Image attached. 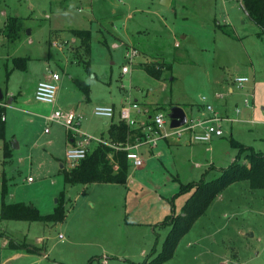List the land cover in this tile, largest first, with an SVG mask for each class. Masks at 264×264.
<instances>
[{
    "label": "rangeland",
    "instance_id": "1",
    "mask_svg": "<svg viewBox=\"0 0 264 264\" xmlns=\"http://www.w3.org/2000/svg\"><path fill=\"white\" fill-rule=\"evenodd\" d=\"M3 10L22 21L15 41L3 33ZM72 29L90 30L89 53L72 38ZM259 32L239 0H171L169 5L1 0L0 90L11 93L5 97L12 98L5 123L14 153L3 165L0 139V202L4 173L5 202L31 203L45 214L64 190L66 216L57 223L0 219V264H141L158 252L169 230L162 222L179 214L193 192L186 184L203 174L216 178L236 158L231 138L264 152V36ZM52 35L60 49L49 45ZM14 57H26L25 68H14ZM155 62L170 66L160 79L144 69ZM125 65L128 73H122ZM49 72L60 75L54 104L34 97L38 81ZM242 74L250 80L242 86L232 82ZM76 79L88 84L87 99ZM217 80L228 81L234 91L227 97L230 113H219L238 119L224 124L221 137L209 144L160 139L149 158L144 154L142 166H129L125 184L64 183L61 164L67 168L69 136L63 125L46 122L53 109H76L81 133L107 139L122 106L137 102L151 115L156 109L168 114L179 105L190 116L192 104L211 103L212 92L222 90ZM99 104H113L114 117L95 115ZM236 107L238 114L232 113ZM17 141L20 147L13 148ZM246 152L240 163L247 162ZM4 235L36 250L4 247ZM162 264H264V189H251L246 180L230 184Z\"/></svg>",
    "mask_w": 264,
    "mask_h": 264
},
{
    "label": "trees",
    "instance_id": "2",
    "mask_svg": "<svg viewBox=\"0 0 264 264\" xmlns=\"http://www.w3.org/2000/svg\"><path fill=\"white\" fill-rule=\"evenodd\" d=\"M240 5L246 15L259 27L260 35L264 36V0H239ZM1 5V0H0ZM23 29L19 15H9L3 28V33L11 41L19 37ZM72 34L79 38L81 46L86 53L90 51L91 32L89 29H72ZM26 57H14V68H25ZM169 64L165 62H155L144 64L145 71L152 77L160 79L163 71L169 69ZM87 70L89 64L86 65ZM7 76L9 71L6 72ZM77 86L88 98L89 86L84 81L75 80ZM0 97V139L2 144V164L12 156V147L6 139L5 104L3 91ZM174 106V105H173ZM159 109H156L157 111ZM154 111V112H155ZM70 134L68 133V136ZM142 135L140 127H129L123 120H112L107 130V140L111 143H124L127 140L133 141L136 136ZM232 145L238 148L236 158L226 167L220 169L219 175L211 180L204 178L186 184V189L193 188L192 194L186 199L179 214L169 215L162 222V225L169 226V230L163 239L161 249L158 252L152 251L147 255L141 264H162L173 257L180 239L192 228L196 220L202 216L211 202L226 189L230 184L246 180L251 189H264V152L255 151L250 146L230 139ZM244 154L247 162H239V157ZM131 166L127 157V151L115 150L105 144H94L86 156L72 168H64L62 165L63 180L65 184H88L95 182L122 183L125 184L128 178V168ZM7 191L6 177L3 173L0 202V219L2 220H24L43 222H62L66 216L65 191L62 190L56 199V205L52 212L41 213L38 208L31 203L5 202L4 197ZM7 238V247L11 250L31 252L36 250L32 244L15 241Z\"/></svg>",
    "mask_w": 264,
    "mask_h": 264
},
{
    "label": "built area",
    "instance_id": "3",
    "mask_svg": "<svg viewBox=\"0 0 264 264\" xmlns=\"http://www.w3.org/2000/svg\"><path fill=\"white\" fill-rule=\"evenodd\" d=\"M240 2V1H239ZM134 53L132 52V55ZM130 68L125 65L122 67V73H128ZM60 75L52 72L49 77L38 81L34 92V97L40 102L54 104L58 91L57 82ZM238 86L250 80L247 75H236L233 78ZM218 96L223 97L222 93ZM206 98L203 97V101ZM244 105H249L248 98L244 99ZM134 110V112H133ZM240 109H234L238 114ZM95 115L113 118L115 114L112 105L99 104L93 108ZM133 112V113H132ZM148 108L140 106L137 102H131L128 106H122L119 112V119L123 120L129 127H140L142 135L136 136L133 141L124 143H111L107 139L90 137L80 132L81 113L73 108H56L45 116L46 122H56L63 125L70 134L65 150V161L67 168L74 167L77 162L83 159L89 149L97 143L105 144L115 150L127 151V157L133 167L137 168L143 165V156L146 150L154 147L160 139H168L176 137L179 140L187 139L188 142H199L209 144L214 137H220L224 134V124L238 120L227 115H222L210 102L204 103V109L200 115L186 114V121L178 127H170V120L166 113L157 110L151 115H147ZM4 118V117H3ZM44 132H49L48 126L44 128ZM81 133L82 136L77 138ZM32 180L31 177L28 178ZM62 236V234H60Z\"/></svg>",
    "mask_w": 264,
    "mask_h": 264
},
{
    "label": "crops",
    "instance_id": "4",
    "mask_svg": "<svg viewBox=\"0 0 264 264\" xmlns=\"http://www.w3.org/2000/svg\"><path fill=\"white\" fill-rule=\"evenodd\" d=\"M171 3V0H168V3L167 4H163V5H169ZM162 4V3H161ZM1 14H2V17L4 18V20H3V25H5V23H6V21H7V17L9 16V15H12V14H9V13H7L6 11H1ZM16 15H18V14H16ZM55 35H52V37H51V39H50V44L49 45H51L52 47L54 46V47H58L55 43H56V40H54V39H56L55 37H54ZM73 37L72 38H76V36H74V35H72ZM58 49H60V47H58ZM48 58H50V55L48 56ZM52 72H49V73H45L44 75H43V77L40 79V80H42V79H44V78H46V77H49L50 76V74H51ZM242 75H246V74H242ZM234 78V77H233ZM39 80V81H40ZM232 82H234V80L232 79ZM220 83L222 84L221 85V87H222V90L221 89H216L215 90V92H212V98H213V101L211 102L213 105H214V107L218 110V111H221V112H223V113H230V105H229V103L227 102V97L228 96H230V95H232L233 94V86L228 82V81H226L225 83H222L221 82V80L220 81H216V84H218V85H220ZM225 85V88H223V86ZM220 87V88H221ZM58 89H59V86H58ZM0 91H2V90H0ZM1 93V92H0ZM219 93H222L223 94V97H221V96H218V94ZM2 94V93H1ZM11 93H9L8 91H6L5 92V94H4V92H3V95H4V104H5V107L7 106V105H9L10 103H11V100H12V98H7V100H6V98L5 97H7V96H9ZM209 102V101H208ZM112 106L114 107V110H115V106L112 104ZM203 109H204V104H201V103H196V104H192L190 107H189V111H190V113H191V115H200V113L203 111ZM232 113H234V110L232 111ZM4 119H5V122H6V120H7V117H6V112H5V115H4ZM221 137V136H220ZM214 138H219V137H214ZM7 139V138H6ZM10 143L12 142V141H10V140H8ZM70 141V139L68 140V142ZM185 141V143L186 144H188V143H191V142H188V140L187 139H185L184 140ZM217 141V140H216ZM68 142H67V144H68ZM13 143H14V141H13ZM197 143H199V142H197ZM67 146V145H66ZM20 147V142L19 141H17L16 142V146L15 147H13V148H19ZM153 148L154 147H152V148H150L149 150H146V152H144V154H145V156H146V158H149L150 156H151V154H152V151H153ZM13 150V149H12ZM13 151H12V156H13ZM12 156L9 158V159H11L12 158ZM8 159V160H9ZM7 160V161H8ZM62 165L63 164H61V167H62ZM139 168V167H138ZM32 181V180H31ZM4 239H3V242H4V247H7V239H6V237L5 236H2ZM15 251H17V250H15ZM18 252H20V251H18ZM16 254H18V253H16ZM43 255H44V253H43ZM45 256V255H44Z\"/></svg>",
    "mask_w": 264,
    "mask_h": 264
},
{
    "label": "water",
    "instance_id": "5",
    "mask_svg": "<svg viewBox=\"0 0 264 264\" xmlns=\"http://www.w3.org/2000/svg\"><path fill=\"white\" fill-rule=\"evenodd\" d=\"M162 4H167L168 0H161ZM0 97H2V94L0 93ZM170 123V127H178L182 125L186 121V112L183 107L179 105H174L170 107L169 112L167 114Z\"/></svg>",
    "mask_w": 264,
    "mask_h": 264
}]
</instances>
